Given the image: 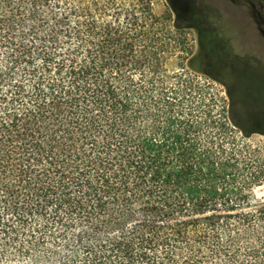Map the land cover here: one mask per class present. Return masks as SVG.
Here are the masks:
<instances>
[{
  "label": "trees",
  "instance_id": "obj_1",
  "mask_svg": "<svg viewBox=\"0 0 264 264\" xmlns=\"http://www.w3.org/2000/svg\"><path fill=\"white\" fill-rule=\"evenodd\" d=\"M167 1L0 0V264H264L255 131Z\"/></svg>",
  "mask_w": 264,
  "mask_h": 264
},
{
  "label": "rangeland",
  "instance_id": "obj_2",
  "mask_svg": "<svg viewBox=\"0 0 264 264\" xmlns=\"http://www.w3.org/2000/svg\"><path fill=\"white\" fill-rule=\"evenodd\" d=\"M169 1L178 9L180 22L186 25L181 31L185 43L173 51L169 69L180 70V57L184 56L185 64L188 59L219 80L212 82L204 77L210 90L219 96L220 108L228 100L226 89L243 106V114L255 131L243 142L257 150L256 156L264 164V0ZM167 2L153 0L155 13L166 15ZM173 17L170 12V26ZM197 53L201 59L194 62L191 59ZM236 134L242 138L239 129ZM254 194L264 199V182Z\"/></svg>",
  "mask_w": 264,
  "mask_h": 264
},
{
  "label": "flooded vegetation",
  "instance_id": "obj_3",
  "mask_svg": "<svg viewBox=\"0 0 264 264\" xmlns=\"http://www.w3.org/2000/svg\"><path fill=\"white\" fill-rule=\"evenodd\" d=\"M261 22H262V21H259V20H257V23H259V24H260Z\"/></svg>",
  "mask_w": 264,
  "mask_h": 264
}]
</instances>
